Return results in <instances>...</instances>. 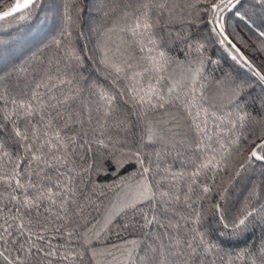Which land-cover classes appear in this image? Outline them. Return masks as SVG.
I'll use <instances>...</instances> for the list:
<instances>
[{
    "label": "snow or ice",
    "instance_id": "obj_1",
    "mask_svg": "<svg viewBox=\"0 0 264 264\" xmlns=\"http://www.w3.org/2000/svg\"><path fill=\"white\" fill-rule=\"evenodd\" d=\"M0 264H264V0L2 3Z\"/></svg>",
    "mask_w": 264,
    "mask_h": 264
},
{
    "label": "trees",
    "instance_id": "obj_2",
    "mask_svg": "<svg viewBox=\"0 0 264 264\" xmlns=\"http://www.w3.org/2000/svg\"><path fill=\"white\" fill-rule=\"evenodd\" d=\"M8 2V0H0V6H2V3Z\"/></svg>",
    "mask_w": 264,
    "mask_h": 264
}]
</instances>
